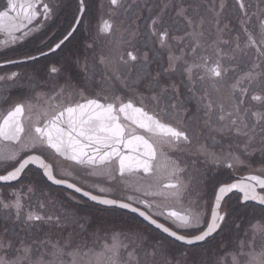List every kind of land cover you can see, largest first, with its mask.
I'll use <instances>...</instances> for the list:
<instances>
[{
    "label": "snow or ice",
    "instance_id": "1",
    "mask_svg": "<svg viewBox=\"0 0 264 264\" xmlns=\"http://www.w3.org/2000/svg\"><path fill=\"white\" fill-rule=\"evenodd\" d=\"M108 4V18L81 41L85 52L110 44L96 58L98 80L88 56L76 55L47 66L44 85L30 76L26 92L0 108V185H22L0 197V264H224L225 256L264 264V4L250 14L236 0L238 27L225 18L227 0H159L156 11L151 0ZM65 9L71 20L41 40L47 51L5 63H39L88 32V0H6L0 49L44 31ZM121 9L135 15L127 26L114 19ZM144 12L158 47L133 51ZM33 167L87 200L57 206L41 189L33 208L26 202L37 188L24 185ZM208 180L212 198L202 204ZM233 195L243 214L229 207ZM87 202L126 210L145 227L94 226Z\"/></svg>",
    "mask_w": 264,
    "mask_h": 264
},
{
    "label": "flooded vegetation",
    "instance_id": "2",
    "mask_svg": "<svg viewBox=\"0 0 264 264\" xmlns=\"http://www.w3.org/2000/svg\"><path fill=\"white\" fill-rule=\"evenodd\" d=\"M6 0H0V6H2ZM65 2H68V0H65ZM152 6L153 2L157 5L159 3V0H151ZM244 3L248 6V11L251 14L252 12L256 11L257 4H264V0H244ZM227 8L225 10V18L227 16H231L228 18L232 22L233 25L237 26L239 25V21L242 17V14L236 4V0H227ZM238 13H235L234 11H237ZM71 9H65L62 14L54 21L51 22L47 29L44 31L30 37L28 40L24 41L22 44L15 46V48H9V49H0V75H10L12 72L19 73V76L16 80V82L13 84L10 81L6 82H0V108H5L7 105L4 103V100L6 97H10L11 100L18 99L23 93L26 92V89L24 87H21V85H25L28 83V79L30 76L35 75L37 77V80L41 85H44V76H45V69L47 66L51 64H57V66L62 64H68L71 62V58L73 56L79 55L81 59L85 56V50L82 46L81 41L84 39V36H86V32H81L80 35L77 36L76 41H74L71 45L68 46L63 52L58 53H52L46 58H41L39 63H29V64H6L5 58L10 57L12 59L21 60L24 57L25 53H33L38 54L37 47L44 48L45 51H47V48L44 44L41 43L42 39H47L48 36H51L52 32L57 31V28L62 30L63 28H66L68 26V21L71 20ZM148 13L144 12L142 14L141 19L138 21L139 27H140V34L142 35L143 26L145 18L147 17ZM132 15V14H131ZM232 15H237L232 16ZM132 17H135L133 14ZM227 19V18H226ZM100 21V20H99ZM256 18H252V23H250L248 26L253 31L256 30ZM172 30L179 29L180 31L183 30V26L178 23H169L168 25ZM146 28V27H144ZM53 39H55L53 37ZM51 43V41H49ZM160 60V57H159ZM75 73H79V69L74 68ZM77 79L83 82V74H79L77 76ZM55 81L48 80L47 85L50 87ZM91 90V87H90ZM250 103H257L255 101H249ZM258 157L254 160V165L259 166L258 164ZM3 171V168L0 167V172ZM243 174V172H239L236 174H233L232 178H236V176ZM218 179H227L228 174H223L217 177ZM209 181V180H208ZM20 188V185L14 186L9 189H5L4 187H0V197L3 198H9V195L12 191H15ZM85 189L90 190L87 186H85ZM40 190L37 188V196L38 198L31 202L30 205L35 208L38 203V199L40 198ZM43 192L47 195L48 198L51 200L56 201L60 198V194L55 193L52 189L44 188L42 189ZM8 192V195H6ZM203 193V199L201 200V203H205V201L209 202V195L211 192H209L207 189L206 191L202 190ZM56 194L58 197H56ZM66 201V199L62 198ZM67 201H72L70 197H68ZM72 202H66L62 203L63 205L67 206L70 205ZM61 203H57V206H59ZM90 204H84L82 206V210L85 212H89L92 216V220L94 223V226H100L105 229H111L112 227H123L128 224H133L128 221H121L118 220V213L117 212H110L108 214L107 210H103L99 207L93 206L89 207ZM109 219H102V217H109ZM5 227L3 222H0V230H3ZM19 229H17L18 231ZM9 232H11V226L9 225ZM258 243H260L258 241Z\"/></svg>",
    "mask_w": 264,
    "mask_h": 264
},
{
    "label": "rangeland",
    "instance_id": "3",
    "mask_svg": "<svg viewBox=\"0 0 264 264\" xmlns=\"http://www.w3.org/2000/svg\"><path fill=\"white\" fill-rule=\"evenodd\" d=\"M96 4H98V9H97L95 18L89 20L86 23V26L88 29V32H86V33L88 35L90 33L93 36L96 34V30H97L99 24L101 23L102 19L108 18L107 14H108V9H109L108 0H88V12L91 9V7H94ZM152 9H153V11L157 10L155 2H153ZM234 12L238 13V10L234 11ZM132 15L131 14L125 15L123 9H121L120 14L118 16H116L114 19H115L118 26L120 24V21H123L124 26H127L128 24H130L132 22L133 19H135V17H132ZM146 16L147 17L145 18L144 25H142L143 26L142 35H139L138 39L135 41L134 47L131 49L133 51H136V50H139V52H143L145 50L151 51L154 49V47H158V45L155 44L154 40L151 37H149L147 29L144 28L149 23L148 14ZM232 16L237 17V15H232ZM229 17H231V16H227L226 18L228 19ZM90 18L91 17H89L88 19H90ZM114 39H115V37H114ZM109 47H110V44L108 41L101 40L97 43V46L93 52H85V55L88 56L89 65L90 66L95 65L92 70L97 74L96 75L97 80L99 79V75L102 72V68L96 63V58H98L99 55H101V54L107 53V51L109 50ZM155 59L159 60V56H156ZM156 67H157V64L154 62L152 64V68L155 69ZM213 183L214 182L211 180L206 181V183L202 187V190H204V191H206V189L211 190V187L213 188ZM33 184L38 189L48 188L43 182H38L37 184L36 183H33ZM27 185H29V184H27ZM21 187H22V185L20 186V188ZM35 197L38 198L37 194L35 195ZM34 200L35 199L32 198V201H34ZM26 203L30 204L31 202L27 201ZM231 209L233 210V214H236V210L234 208H231ZM123 219H125V218H123ZM123 219H122V221H123ZM135 225L140 227V228H143L137 222L135 223ZM224 264H230V256H225Z\"/></svg>",
    "mask_w": 264,
    "mask_h": 264
},
{
    "label": "trees",
    "instance_id": "4",
    "mask_svg": "<svg viewBox=\"0 0 264 264\" xmlns=\"http://www.w3.org/2000/svg\"><path fill=\"white\" fill-rule=\"evenodd\" d=\"M95 13H96V6H94V7H91V9L89 10V12L87 13V16H88V18L89 17H92L93 15H95ZM88 20V19H87ZM85 37V36H84ZM35 172H37V171H35L34 169H32L30 172H28V174L24 177V184L25 185H27V184H30V183H38V182H43L47 187H49V188H52L49 184H47L45 181H44V179H41L40 178V176L39 175H37ZM52 189H54V188H52ZM56 190V189H55ZM64 192V191H63ZM56 197H58L57 195H56ZM34 199H37L35 196L33 197ZM63 197L61 196L58 200H57V203H66V202H69V201H65V200H63L62 199ZM32 200V199H31ZM230 204L231 205H229V207L230 208H234L235 210H236V213H240V214H243V210L241 209V207L236 203V201H234L233 200V198H232V201L230 202ZM232 210V209H231ZM115 210H107V212H108V214L110 213V212H114ZM116 212H118V213H122L121 211H116ZM232 212H233V210H232ZM133 215H130V214H119V216H118V219L119 220H121L122 221V219L123 218H125V220L126 221H128V222H131V223H133L134 224V222L135 221H133L132 219H131V217H132ZM111 216H109V217H102V219H109ZM137 222H139L138 220H137ZM140 224H143V223H141V222H139ZM144 225V224H143ZM225 235H227V233L225 234Z\"/></svg>",
    "mask_w": 264,
    "mask_h": 264
},
{
    "label": "water",
    "instance_id": "5",
    "mask_svg": "<svg viewBox=\"0 0 264 264\" xmlns=\"http://www.w3.org/2000/svg\"><path fill=\"white\" fill-rule=\"evenodd\" d=\"M48 182V181H47ZM48 183H50V182H48ZM51 184V183H50ZM52 185V184H51ZM52 186H55V187H57V188H63L62 186H56V185H52ZM63 189H65V188H63ZM67 190H69V191H71L72 192V190H70V189H67ZM75 194H77V195H79L80 197H82L79 193H75ZM83 199H85V200H87V198H85V197H82ZM91 203V202H90ZM99 206V205H98ZM102 207H104V206H102ZM116 209H118V208H116ZM121 210V209H120ZM123 211H126V210H123ZM127 212V211H126Z\"/></svg>",
    "mask_w": 264,
    "mask_h": 264
}]
</instances>
